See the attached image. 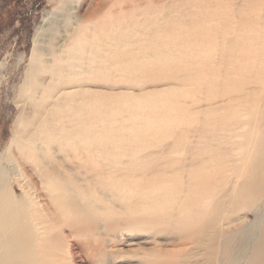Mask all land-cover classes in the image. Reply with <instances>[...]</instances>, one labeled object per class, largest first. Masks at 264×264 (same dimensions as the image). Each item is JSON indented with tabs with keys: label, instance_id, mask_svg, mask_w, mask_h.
I'll return each instance as SVG.
<instances>
[{
	"label": "rangeland",
	"instance_id": "374dc122",
	"mask_svg": "<svg viewBox=\"0 0 264 264\" xmlns=\"http://www.w3.org/2000/svg\"><path fill=\"white\" fill-rule=\"evenodd\" d=\"M59 1L0 0V264H264V0Z\"/></svg>",
	"mask_w": 264,
	"mask_h": 264
},
{
	"label": "bare ground",
	"instance_id": "6f19581e",
	"mask_svg": "<svg viewBox=\"0 0 264 264\" xmlns=\"http://www.w3.org/2000/svg\"><path fill=\"white\" fill-rule=\"evenodd\" d=\"M65 1H67V0H60L59 1L60 3H58V5L64 4ZM83 43H84L83 41H78V42L73 43V45L74 46L78 45V47H83ZM84 44H86V43H84ZM54 58H55L54 59L55 64L52 67H55L57 64V61H58V60H56L57 59L56 56ZM33 59L35 60L36 63H38V64L42 63L43 64V61H41L40 56H38V53L34 54ZM260 107L261 108L256 113L254 112V110H252V112L248 115L250 132H249V135L244 138L245 140H247L246 142L248 144L251 143L252 141H254V138H256V137L258 138V135L260 137H264V99L261 100ZM51 180H52V178H51ZM250 200H251V203H250L251 205H249L250 207H252V206L255 207V205L260 206V204H264V182H263V186L261 187L260 191L258 193H256L254 196H251ZM218 222H220V220ZM213 225L216 226L215 224H213ZM216 230H217V228H214L213 233H215ZM12 231H13V234L16 238L17 235H16L14 228L12 229ZM262 237H263L262 243L259 246V249L257 251L256 257L253 260V263H255V260L258 263L263 262V259H264V230L262 231ZM2 241H3V239L0 237V247H2V244H1ZM232 241H233V238L231 237V238L226 239L224 241L223 245L221 244V248L223 247L225 249L227 257H230V258L232 257V254H233ZM14 257H15V254L12 255L11 257L9 256L8 259L11 260V258H14Z\"/></svg>",
	"mask_w": 264,
	"mask_h": 264
}]
</instances>
